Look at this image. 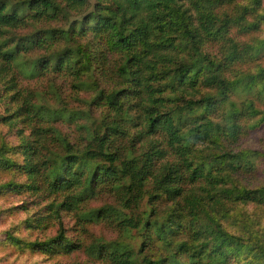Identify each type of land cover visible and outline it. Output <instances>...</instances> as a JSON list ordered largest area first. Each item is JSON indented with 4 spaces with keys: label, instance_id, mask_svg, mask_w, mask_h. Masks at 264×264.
I'll return each mask as SVG.
<instances>
[{
    "label": "trees",
    "instance_id": "16d2710c",
    "mask_svg": "<svg viewBox=\"0 0 264 264\" xmlns=\"http://www.w3.org/2000/svg\"><path fill=\"white\" fill-rule=\"evenodd\" d=\"M51 20L57 25L19 32L27 24ZM263 23L262 0H0V66L16 67L23 50L46 47L47 53L30 59L28 70L19 66L31 76L69 68L74 86L93 92L77 111L64 105L50 108L38 100V92L23 94L16 113L34 122L32 138L22 136L16 145L2 143L0 165L14 163L8 151L23 154L25 161L17 167L25 173L29 190L51 196L44 207L52 211L58 229L43 240L10 233L12 239L43 251L56 245L71 249L76 242L66 236L60 240V211L93 193L91 183L82 179L84 168L68 136L35 122L47 115L76 119L77 128L91 133L84 154L105 160L102 175L128 177L123 203L129 206L138 203L144 179L152 173V159L162 155L163 146L152 136L134 156L132 142L126 152H119L108 137L141 118L142 129L130 139L161 131L175 156L153 176L155 188L176 196L155 220L169 253L161 258L143 255L138 261L126 247L99 242V256L112 264H264V225L241 209L249 202L264 204V184L248 187L235 178L238 171L253 169L263 153L255 148L227 150L222 143L264 121V65L257 63L254 70L243 66L264 54V40L250 50L248 43L230 34L232 27L246 35L261 30ZM86 35L104 37L103 48L95 53L91 43L77 39ZM61 39L64 44L54 47ZM213 43L217 52L211 53L207 47ZM92 105L102 106L99 115L93 114ZM250 119L253 122L246 123ZM49 139L64 152L33 160ZM199 143L207 148H199ZM91 215L96 213L80 218ZM227 218L234 219L233 226L225 224ZM144 220L149 223L148 217ZM121 223L138 225L130 217ZM144 245L142 241L139 251Z\"/></svg>",
    "mask_w": 264,
    "mask_h": 264
},
{
    "label": "rangeland",
    "instance_id": "374dc122",
    "mask_svg": "<svg viewBox=\"0 0 264 264\" xmlns=\"http://www.w3.org/2000/svg\"><path fill=\"white\" fill-rule=\"evenodd\" d=\"M262 1L264 3V0ZM57 23L51 20L27 24L20 28L19 32H32L35 27L41 24L57 25ZM260 28L261 30L245 35L240 33L236 27H232L230 34L236 40L242 41L244 44L248 43L249 47L247 48L258 49V45H261L262 42L260 40H264V23L261 24ZM102 38L104 37L99 35L96 37H92V35L77 37L81 42L91 43V48L95 53L98 52V47L103 48ZM252 38H254V42L249 41ZM62 44H64L62 39L53 42L54 47H59ZM49 50L46 47L26 49L20 55V61L15 64L16 67L0 66V116L11 114L10 119L0 117V145L2 143L19 144L22 136L32 138L30 131L34 122L26 121L25 114L16 113L24 93L38 92L37 94H41L38 100L44 102L46 106L57 108L55 106L64 105L65 108L72 111L85 107L84 102L93 96L92 90L74 86L69 68L55 72L45 70L36 73L34 76L28 75L30 59L45 54ZM207 50L211 53L217 52V44L208 45ZM257 63L264 65L263 53L260 54L258 60L243 66H251L254 70L257 68ZM14 91H18L20 94L14 95L18 93ZM202 91L205 89L201 88L200 92ZM11 95L16 100H13ZM257 105L261 106L262 104ZM91 108L93 114L97 116L102 106L92 105ZM252 120L250 119L246 123L253 122ZM75 121L76 119L67 120L65 117L55 119L47 115L35 123L37 126H55L68 136L74 150L80 156L78 161L84 168L82 179L91 183L93 188V193L82 198L76 206L60 211L64 226V237L60 240L65 241L66 236L68 241L76 242V246L72 245L71 249H65L63 245H56V248L51 251H43L39 248L17 243L12 239L10 233L24 240H43L53 237L57 232L58 224L55 217H50L53 215L52 211L47 206L44 207L51 198L49 193L31 191L28 189L27 183L25 184L28 179L22 169L17 167V164L25 161L23 154L8 151L7 154L11 156L14 163L10 166L0 165V227H4V231L0 232V264H112L108 258L103 255L99 256L98 251H96L98 244L97 247L95 244L99 242L104 243L107 247H126L138 261L143 255L156 258L167 255L169 252L165 249V239L159 233L155 220L161 219L176 196L173 195V192L165 194L161 189L155 188L153 183V176L159 174L163 165L174 160L175 157L173 150L165 142L164 134L158 131L151 135L139 136L138 139L136 136L130 139L142 129L143 123L139 122L143 120L140 118L125 124L123 133H111L109 135L110 146L117 148L119 152H126L129 143L132 142L134 156L140 154L141 148L146 146L152 136L160 141L159 147L163 146L162 155H155L152 159V173L144 179L146 182L142 186L138 203L127 206L123 200L128 177L102 175V167L106 164L105 160L100 156L92 157L84 154L85 145L88 143L87 136L91 133H87L85 129L77 128ZM244 130L246 132L235 140L224 139L223 147L227 150L255 148L263 153L256 160L253 169L247 172L238 171L235 174V178L248 187L260 186L264 184V121L258 122L253 128L247 127ZM201 147L207 148V145L199 143V148ZM61 152H64V148L57 141L49 139L47 145L41 148L37 155H33V160L37 158L42 160L46 154ZM8 182H11V185ZM241 209L244 213L247 212V214L260 220L264 225V204L249 202L245 205L242 204ZM92 212L96 215H91L86 220L81 219L83 214ZM38 216H40L39 223H35ZM129 217L138 221V225L121 223L124 218ZM145 217L149 218L147 224L144 220ZM26 220L33 222L28 225ZM233 222V218L225 220V224L228 226H233ZM179 236L186 238L184 233H180ZM142 241L145 242V245L143 251H139ZM115 244L116 246H114ZM184 256L182 258H185Z\"/></svg>",
    "mask_w": 264,
    "mask_h": 264
},
{
    "label": "clouds",
    "instance_id": "9594fccd",
    "mask_svg": "<svg viewBox=\"0 0 264 264\" xmlns=\"http://www.w3.org/2000/svg\"><path fill=\"white\" fill-rule=\"evenodd\" d=\"M3 231H4V227H0V232H3Z\"/></svg>",
    "mask_w": 264,
    "mask_h": 264
}]
</instances>
